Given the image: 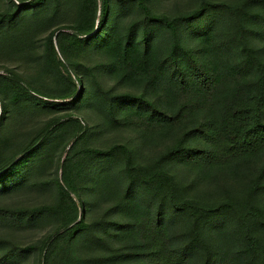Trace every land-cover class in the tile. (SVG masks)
Masks as SVG:
<instances>
[{
    "label": "trees",
    "instance_id": "1",
    "mask_svg": "<svg viewBox=\"0 0 264 264\" xmlns=\"http://www.w3.org/2000/svg\"><path fill=\"white\" fill-rule=\"evenodd\" d=\"M166 1L0 0V264H264V0Z\"/></svg>",
    "mask_w": 264,
    "mask_h": 264
},
{
    "label": "rangeland",
    "instance_id": "2",
    "mask_svg": "<svg viewBox=\"0 0 264 264\" xmlns=\"http://www.w3.org/2000/svg\"><path fill=\"white\" fill-rule=\"evenodd\" d=\"M177 4H180L182 7L184 5L187 4V1L185 0H167L164 4V10L169 11H173L174 9L177 8ZM0 72H4L3 70H1ZM84 119V118H83ZM85 121V119H84ZM86 122V121H85ZM96 122V118L94 120V117H91L90 119V124H94ZM108 132L104 133L102 138H99V143L100 144H109L113 141L119 140L120 135L118 134H114L115 132L118 131H113V130H107ZM123 137H126V135H128V133H120ZM4 201L7 205H19V204H38L44 201V197L41 196L38 193L35 192H31L30 194H24V193H20L18 195H14V197L9 196L8 198H6ZM39 231V232H38ZM46 231V228H43L41 230V228H38L36 230H34V232H23L21 234H19L18 239H21L22 242L26 243L28 242L32 237H37L42 235L44 232ZM38 232V233H37ZM37 233V234H36Z\"/></svg>",
    "mask_w": 264,
    "mask_h": 264
}]
</instances>
